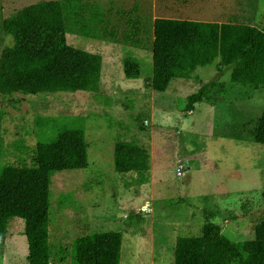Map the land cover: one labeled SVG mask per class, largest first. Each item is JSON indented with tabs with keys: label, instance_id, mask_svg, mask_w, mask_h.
Segmentation results:
<instances>
[{
	"label": "rangeland",
	"instance_id": "obj_1",
	"mask_svg": "<svg viewBox=\"0 0 264 264\" xmlns=\"http://www.w3.org/2000/svg\"><path fill=\"white\" fill-rule=\"evenodd\" d=\"M42 1L49 0H0V165L30 164L39 140L66 128L84 130L87 168L56 173L50 186L52 263L71 264L79 237L121 232L119 264H173L176 238L201 235L206 215L229 240H251L264 220V145L251 137L264 86L232 83L229 72L217 73L216 59L165 92L153 91L147 83L153 24L146 20L129 36L121 25L128 0H57L68 45L101 57L97 92L63 90L16 55L2 31L3 19ZM185 1L161 0L152 19H183L192 10L204 21L264 32V0H227L220 8L190 0V11ZM127 57L138 60L139 78L124 77ZM215 77L216 86L183 112L186 97ZM29 78L39 83L28 86ZM121 140L147 148V171L114 172L113 146ZM23 226L19 218L9 221L0 264H28Z\"/></svg>",
	"mask_w": 264,
	"mask_h": 264
},
{
	"label": "trees",
	"instance_id": "obj_2",
	"mask_svg": "<svg viewBox=\"0 0 264 264\" xmlns=\"http://www.w3.org/2000/svg\"><path fill=\"white\" fill-rule=\"evenodd\" d=\"M2 31L12 38L13 52L54 85L70 91H98L101 57L68 45L59 1H42L17 11L3 19ZM216 59L217 73L229 72L232 83L254 89L264 86L261 29L230 23L154 19L152 78L147 82L153 91L165 92L174 80H188L197 68ZM122 66L125 78L140 77L136 58H124ZM36 79L25 82L34 86L39 83ZM217 80L215 77L187 96L183 112H191ZM251 137L264 145V108ZM87 148L82 128H66L56 131L50 140H39L30 151V164L0 165V246L9 221L19 218L24 222L27 263L53 264L48 230L52 178L59 172L87 168ZM112 165L118 174L147 171L148 150L133 141H117ZM262 194L264 198V190ZM121 244V232L79 237L72 242L71 264H119ZM173 264H264V220L255 224L251 240L233 242L206 215L201 235L176 238Z\"/></svg>",
	"mask_w": 264,
	"mask_h": 264
},
{
	"label": "crops",
	"instance_id": "obj_3",
	"mask_svg": "<svg viewBox=\"0 0 264 264\" xmlns=\"http://www.w3.org/2000/svg\"><path fill=\"white\" fill-rule=\"evenodd\" d=\"M197 2H198V5L202 4L201 0H198ZM228 2L229 1L227 0H212L211 1V3H214V5L217 8L222 7V5L228 4ZM157 4H161V0H130V1L128 0V4L127 6H125V9L121 10V13L122 11L125 12L126 15L124 14L123 15L125 16V18H127V21L125 23L123 22V24L121 25L123 29L127 30V33L129 36L130 35L132 36L133 34L138 33L139 29L142 27V23L146 22V20L149 21V23L153 24L154 19H152L151 13L152 11L155 10V8L157 7ZM186 4H187V7H189L188 11H190V9H192L195 6V4L192 3L190 0L185 1L183 3V5H186ZM187 14L190 15L191 17H185L179 20L208 22V21H204L203 19H200V16L192 10ZM160 18H165V17H160ZM213 23H218V22H213Z\"/></svg>",
	"mask_w": 264,
	"mask_h": 264
}]
</instances>
